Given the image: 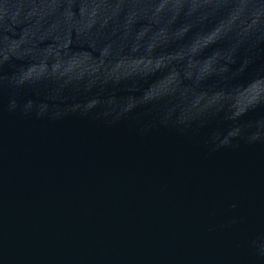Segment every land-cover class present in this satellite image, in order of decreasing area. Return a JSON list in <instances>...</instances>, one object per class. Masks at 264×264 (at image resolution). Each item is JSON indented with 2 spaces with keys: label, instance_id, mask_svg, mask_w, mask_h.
Returning a JSON list of instances; mask_svg holds the SVG:
<instances>
[{
  "label": "water",
  "instance_id": "1",
  "mask_svg": "<svg viewBox=\"0 0 264 264\" xmlns=\"http://www.w3.org/2000/svg\"><path fill=\"white\" fill-rule=\"evenodd\" d=\"M0 264H264V0H0Z\"/></svg>",
  "mask_w": 264,
  "mask_h": 264
}]
</instances>
